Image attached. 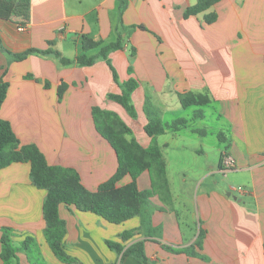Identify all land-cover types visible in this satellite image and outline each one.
Returning <instances> with one entry per match:
<instances>
[{
	"label": "crops",
	"instance_id": "crops-1",
	"mask_svg": "<svg viewBox=\"0 0 264 264\" xmlns=\"http://www.w3.org/2000/svg\"><path fill=\"white\" fill-rule=\"evenodd\" d=\"M0 1L11 5L0 14V41L11 53L52 48L74 61L83 54L84 36L103 45L121 36L125 40L124 49L109 56L118 82L102 58L91 66H63L53 56L32 54L19 62L0 50V79L9 84L0 119L10 122L22 145L37 146L50 165L75 170L87 190L97 191L116 174L119 161L97 129L96 107L117 114L132 130L128 138L143 148L157 140L166 161L172 200L164 202L158 195L151 199L158 207L152 227L160 234L147 237L140 231L139 217L113 224L61 205L70 257L79 264H140L106 243L129 229L134 236L121 244L127 249L146 240L151 264H264V0H221L189 17L187 9L199 0H124L123 11L121 0ZM211 14L216 20L208 23ZM130 79L138 83L132 93L135 117L109 98L120 95L121 84ZM62 84L67 87L60 99ZM189 93L208 96L210 103L185 108L181 97ZM208 118L216 123L217 133L205 125L190 129ZM181 120L187 125L169 128ZM150 122L164 126L166 133L150 136L145 130ZM210 133L219 141L218 166L206 163L200 168L203 177L192 181L187 194L177 191L163 149L170 143L160 145L159 137L179 139L182 134L187 142L191 139L186 136L193 134L203 143ZM191 152L207 156L202 147ZM223 153L235 161L233 168L221 164ZM30 172L29 162L0 170V239L2 228H10L14 246L21 247L10 264H37L32 250L21 246L26 238L36 244L40 261L66 264L46 241L43 207L48 192L33 184ZM218 172L244 180L207 182ZM131 181L127 175L118 186ZM183 182L188 184L187 179ZM137 185L142 191L152 187L149 171L138 177ZM1 250L0 243L4 264Z\"/></svg>",
	"mask_w": 264,
	"mask_h": 264
},
{
	"label": "trees",
	"instance_id": "trees-1",
	"mask_svg": "<svg viewBox=\"0 0 264 264\" xmlns=\"http://www.w3.org/2000/svg\"><path fill=\"white\" fill-rule=\"evenodd\" d=\"M122 1V11L126 2ZM221 0H199L194 6L187 9L185 16L198 15ZM10 4L0 1V14H4ZM208 23L216 20V15L211 14L206 18ZM144 29V27H142ZM124 38L109 45H103L100 41H94L88 36L83 37V54L72 61L62 56V54L52 48L47 50L28 49L22 53H11L7 51L1 41L0 50L8 55H12L16 61H23L29 55H49L53 56L63 66L77 64L79 66H91L96 59H104L110 66L114 80L118 82V74L110 61V54L117 50L124 49ZM94 49H99L96 56H88L87 53ZM67 85L62 84L59 88V98L61 99ZM138 87L137 81L130 79L121 84L122 93L120 95H109V98L121 104L132 116H136V110L132 103V93ZM9 84L0 79V109L6 100ZM183 106H203L210 103V99L205 95L185 94L181 97ZM93 116L99 133L115 149L119 167L116 174L105 183L101 184L97 191L87 190L81 183L79 174L70 168L50 165L44 154L35 145H22L14 133L10 122L0 119V170L18 162H29L31 165L30 177L33 184L40 189L47 190L48 194L44 202L43 212L46 222L45 237L55 255L67 262L76 263L77 261L66 253L65 234L67 229L66 222L60 217V206L65 205L69 208H75L82 212H92L106 221L113 224H120L135 217L141 220L140 231L147 237L152 236V214L158 207L151 200V191L139 190L137 185L138 177L144 172L149 171L152 178V189L155 195L161 200L171 202L170 185L167 178L166 161L162 155L161 148L157 143H153L149 148H143L134 138L129 139L132 130L128 125L118 117L117 114L100 108L93 109ZM200 117V116H199ZM187 125L186 120L179 121L176 125L169 128L176 131L180 127ZM146 132L154 138L166 133V128L159 123H149L145 127ZM225 153L221 156L223 164ZM131 176L132 181L119 187L118 182L125 176ZM152 229V230H151ZM12 231L10 228H2L1 258L4 264L17 258L20 248H16L12 241ZM134 236V231L122 233L124 242L129 241ZM202 234L197 242L201 245ZM27 241L32 242L31 238ZM145 241H139L130 245L127 249L118 242L107 241V245L115 250L122 257L133 256L141 264H151L145 254ZM27 242H25L26 244ZM25 246V245H24ZM27 246V245H26ZM28 250L29 247H22Z\"/></svg>",
	"mask_w": 264,
	"mask_h": 264
},
{
	"label": "rangeland",
	"instance_id": "rangeland-1",
	"mask_svg": "<svg viewBox=\"0 0 264 264\" xmlns=\"http://www.w3.org/2000/svg\"><path fill=\"white\" fill-rule=\"evenodd\" d=\"M191 113H192V111H191ZM202 125L210 127L209 129L211 130V132H215L217 130L216 123L213 122L212 118H208V120L205 123H199V122L198 123H194V124H192V126H190V129H192V130L193 129H198ZM215 133H217V131ZM181 136H182V134H180V137ZM187 136H186V138L191 139L190 141H187V142H183L182 141V140H184V137H181V138L179 137V139H176L177 138L176 137L175 139H173L172 135H170V134L169 135L166 134L164 136L159 137L160 145H163L166 142L170 143L169 149L168 148H163L164 149V155H165V157L167 158V160L169 162L170 175H171L172 179H174V185H175L176 190L177 191L181 190L185 194H187L190 191L191 188H189L188 186L189 185L193 186L192 181L194 179H196L198 176L203 177L202 176V170H200V168L202 166H203V168H205L204 165L206 163H210V162H211L210 164H212V163L214 164L215 163L218 166L219 161H220V152L217 149L218 138L216 137V135H211V133H210V135L205 139V141L203 143L202 142L200 143L198 141L199 138L195 139L193 137V134H190V135H187ZM157 142H158L157 140H154L153 143H157ZM184 146H186V148H184ZM193 147H202V148H204L205 151L207 152V156H204L202 158L195 157V155L191 152ZM186 172H187L186 176H183L181 174V173H186ZM232 174L233 173H229L228 172V174L225 175L223 172H218V173H216L214 175L209 176L208 179H207V182H210V181L214 182V180H216L221 185L225 181L229 180L230 178H232L233 181L242 182L244 180V178L242 179L238 175H232ZM184 179H187L188 184H185L183 182ZM143 191H151V192H153L152 195H151V199H153L155 196H157V195H155L156 192L153 191L152 187L148 188L146 190H143ZM77 223H79L81 225L79 220L77 221ZM131 231L132 230L128 229L125 232H131ZM125 232H123V234ZM151 234L152 235L160 234V231L158 229H154V230H152ZM108 241L121 243L123 241V239H122V237H118L115 240L112 239V240H108ZM25 242H27V243L25 244ZM106 243H107V241H106ZM21 246L24 247V248L25 247H29V249L32 250V255L35 258L34 260H36V261L38 260L37 264H45L44 262L40 261L39 258H38L37 251H35V250H38L36 244H33V242L27 241V238H26V239L23 240ZM113 251L116 252L115 250H113ZM131 257H133V256H131ZM133 258H135V257H133ZM59 260L62 263L69 264V263H67V262H65V261H63L61 259H59ZM73 264H79V263L76 262V263H73Z\"/></svg>",
	"mask_w": 264,
	"mask_h": 264
},
{
	"label": "built area",
	"instance_id": "built-area-1",
	"mask_svg": "<svg viewBox=\"0 0 264 264\" xmlns=\"http://www.w3.org/2000/svg\"><path fill=\"white\" fill-rule=\"evenodd\" d=\"M19 30H23V28H20ZM223 165L226 167L225 169L228 170L235 166V161L230 156L225 155L223 159ZM239 191L244 193L246 192L242 187L239 188Z\"/></svg>",
	"mask_w": 264,
	"mask_h": 264
}]
</instances>
